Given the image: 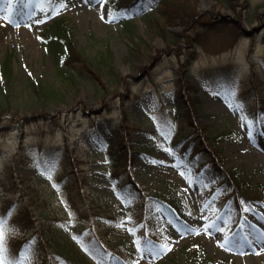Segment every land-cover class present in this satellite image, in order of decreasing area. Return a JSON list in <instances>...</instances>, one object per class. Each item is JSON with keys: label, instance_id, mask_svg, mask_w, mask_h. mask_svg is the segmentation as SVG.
<instances>
[{"label": "rangeland", "instance_id": "obj_1", "mask_svg": "<svg viewBox=\"0 0 264 264\" xmlns=\"http://www.w3.org/2000/svg\"><path fill=\"white\" fill-rule=\"evenodd\" d=\"M119 1L67 0L62 9L53 0H0V60L11 64V75H0V216L9 214L7 252L13 247L10 240L24 232L12 224L22 198L7 191L13 174L6 162L23 148L26 165L14 167L25 183L46 194L35 201L30 190L32 207L48 222L58 218L54 226H71L67 230L76 239L80 231L92 233L89 210L95 205L120 219L114 225L97 215L98 233L108 242L128 239L125 244L135 247L139 264H264V203L243 198L245 206L234 210L226 184L206 185L184 159L164 148L186 132L196 136L202 126L214 137L236 129L238 140L218 141L221 162L240 171L243 187L264 185V120L255 123L250 116L254 110L246 111L241 101L251 95L253 77L264 86V0H197V11L208 18L237 20L222 18L215 26L235 23L241 28L236 33L226 25L216 27L195 41L176 13L160 11L163 5L141 10L137 2L128 14ZM43 2L50 8L43 9ZM109 14L116 19L110 21ZM58 15L69 23L72 47L92 60L82 68L90 69L91 77L76 71L80 61L74 60L69 44L55 48L50 42L49 24ZM162 29L164 36L159 35ZM174 35L184 36L183 41L173 43ZM187 82L200 98L193 112L197 127L185 119L186 105L176 97ZM42 86H51L54 98L36 94ZM124 113L128 135L121 125ZM122 136L130 154L117 160L108 148H116ZM67 144L82 159L77 174L84 196L76 180L71 191L58 182L64 168L61 150ZM47 148L58 160L40 157ZM130 165L148 200L136 202L121 191ZM8 197L15 199L13 204ZM76 207L86 208V214L79 216ZM144 210L161 223L160 243L135 236V221L145 218ZM86 215L87 220L81 219ZM205 225H211L208 232ZM153 229L150 224L147 233ZM164 243L171 250L154 255ZM20 253L22 262H41L27 251ZM92 261L100 264L97 258Z\"/></svg>", "mask_w": 264, "mask_h": 264}, {"label": "trees", "instance_id": "obj_2", "mask_svg": "<svg viewBox=\"0 0 264 264\" xmlns=\"http://www.w3.org/2000/svg\"><path fill=\"white\" fill-rule=\"evenodd\" d=\"M53 1L54 5H57L58 7L66 8L68 6L67 0ZM133 2H135V0H130L128 2L127 0H120L119 5L123 7L127 4H132ZM157 2L163 5L160 9L162 13H165L166 11L168 14H177V17L186 25V29L194 32V34L191 35L194 41L197 40V38H201L207 31L222 28L224 25H226V28L230 31L236 33L240 32V24H220L221 26L219 27L215 26L216 21H221L222 18L225 21L234 22L237 20L231 19L228 16L220 18L215 15L208 18L207 14H201L197 11V0H157ZM149 7L150 5L147 1H144L141 5V8L145 10ZM42 8L47 10L50 6L47 5L46 2H43ZM49 28L51 31L49 40L52 44H55V48H58L65 43L69 44L72 48L74 60L80 61L78 65H75L76 71L91 77L90 73L92 71L90 69L84 71L82 68L88 67L92 60L88 58L83 59L80 57V53L72 47L70 40V27L66 18L64 16H56L49 24ZM198 28H200V30H198ZM165 32L166 30L162 29L161 32H159V35L164 36ZM181 38H179V35H174L172 42L178 44L183 41ZM190 43H192V47H194V42L190 41ZM56 45H58V47ZM191 52L192 53L190 54L193 55L194 49ZM191 60L192 59H190L189 64L192 62ZM10 69L11 64L9 62L0 60V75L1 73H6L10 76ZM261 77L264 79L263 74ZM186 81L187 80H185L184 83ZM194 91L195 87L187 82L183 87L179 88L178 99L186 105L187 115L185 116V119L187 118L191 126L197 127L194 123L193 112L195 114L200 98L197 94H194ZM251 92L249 98H241V101L244 100L243 107L246 111L250 112L251 110H254V112H251L250 116L251 119L255 121L264 118V86L260 85L259 82L255 80V77H253V87ZM40 93L46 100L52 99L55 96L52 92L51 86H42L41 90L36 92V94L39 95ZM163 112L167 115L165 111ZM127 118L128 115L124 113L121 125L124 127V131L128 135L130 134V128L128 121H126ZM27 120H29V118H27L26 121ZM200 129V133L196 136L192 135L190 132H186L182 134L178 140L173 139L171 144L165 147L172 149V153L179 154L182 159H185L193 174L197 175L198 172L202 170V177L205 179L206 183H209L210 185L226 184L230 190L229 200L234 209L242 210L245 206L243 198L264 203V185L248 184L247 187H243L245 186V183L242 180L240 171L235 168L229 169L221 162L220 149L217 146L218 141L223 138L238 140L241 137L240 133L236 129L227 128L220 131L217 136L214 137L208 132L207 126H202ZM127 143L128 140L125 136L120 137L116 148H114V146L109 147V155L115 157L117 160L127 158L130 154ZM70 146V144H67L64 151L61 150V160L64 161V168L62 174L57 176L58 182L61 186L67 187L68 191H71V186L73 185L74 180H76L80 183L76 188H80V193L84 196L85 192L83 191V186L81 184L83 180L78 176L80 171L79 161H81V158L78 155H74L76 148L70 149ZM49 150L52 149H43L40 152V157L42 159H52V151ZM22 152L23 148H20L17 153L6 162L7 168L10 169L13 174L12 180L8 182L9 189L7 191L14 195H19L20 199L22 198L21 202L23 203V205L22 203L18 205L16 213L12 218V220H14L12 224L18 227L21 233L24 232L23 235H16L10 240L13 247L7 252L8 261L13 262V264H27L20 260V250L27 251L29 255L36 259V261L40 260L41 264H96L92 261V258H97L100 264H127L128 261L136 259L134 247H127L125 244L128 239L121 238L116 239L115 242H108L103 239V236H101L100 233H98L93 223V221H96L97 215L105 218L107 221L114 222V225L120 223V219L117 215L109 214V212L105 213L104 210L98 206L92 204V210L87 208V211L89 210L90 214L93 215L91 216L92 223L90 225L92 233L85 236L83 235V231H80L79 239H76L73 236V233L69 232L71 226H54V220H57L58 218L50 217L52 221L48 222V217L38 214V212L32 207L30 199H28L29 191L32 190L34 192L36 196L35 201L46 197V194L43 193L42 189L34 188L29 183H25V179L20 177V172L15 169V165L19 167L26 165L23 163L24 157L21 155ZM53 154L55 158L52 160H58L57 153ZM130 163L133 164L131 158ZM130 170L131 169L128 168L126 174L122 177V192H127L129 195L133 196L136 202L138 200L143 202L148 197V195L145 194L146 189L138 184L135 176ZM15 173H17V176H15ZM248 195H251V197ZM6 200L10 201L12 204L15 201L12 197H8ZM146 206H144V208H146ZM83 208L80 209L79 207H76L79 216L86 214V208ZM144 212L145 218L135 221L138 222L137 226H135V236L149 238L160 242L162 239L159 235L160 221L155 220L156 217L152 216L147 210H144ZM87 218L88 216L86 215L85 218L83 217L81 219L87 220ZM61 220L63 221V219ZM139 224L141 225L139 226ZM150 224H153L154 229L149 235L147 230L150 227ZM68 228L69 230H67ZM129 232L134 234L132 231ZM25 234H28L29 237H24ZM9 256L10 258H8ZM193 259H190V263L195 262ZM40 263L37 262V264Z\"/></svg>", "mask_w": 264, "mask_h": 264}, {"label": "snow or ice", "instance_id": "obj_3", "mask_svg": "<svg viewBox=\"0 0 264 264\" xmlns=\"http://www.w3.org/2000/svg\"><path fill=\"white\" fill-rule=\"evenodd\" d=\"M102 19L104 18L103 16L101 17ZM116 19L115 16L109 14V20H114ZM43 21H37V23H42ZM237 108L241 107V105H236ZM241 119L243 120L244 117H241ZM251 135V133H250ZM166 151L171 152L172 149H166ZM182 175L184 174L183 172L181 173ZM249 209H245V211H248ZM11 211V210H10ZM9 214H5L4 216H0V264H13V262L8 261L7 259V247H6V237H5V229H6V224H7V219H8ZM264 218V217H261ZM209 227H211V225H205L204 226V231L208 232ZM196 231L197 234H199V230H194ZM221 246L223 247L224 245L221 244ZM171 250V246L168 243H164L162 245L158 246V251L154 253V255H159L160 253H164L167 251ZM259 254V253H257ZM137 264H139V262L137 261Z\"/></svg>", "mask_w": 264, "mask_h": 264}]
</instances>
